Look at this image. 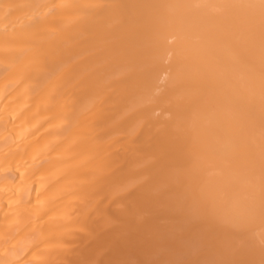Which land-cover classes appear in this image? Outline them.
Masks as SVG:
<instances>
[{
	"label": "bare ground",
	"instance_id": "obj_1",
	"mask_svg": "<svg viewBox=\"0 0 264 264\" xmlns=\"http://www.w3.org/2000/svg\"><path fill=\"white\" fill-rule=\"evenodd\" d=\"M0 264H264V0H0Z\"/></svg>",
	"mask_w": 264,
	"mask_h": 264
}]
</instances>
